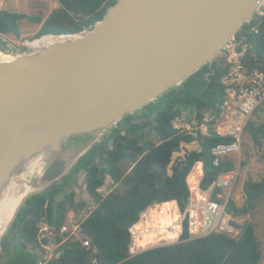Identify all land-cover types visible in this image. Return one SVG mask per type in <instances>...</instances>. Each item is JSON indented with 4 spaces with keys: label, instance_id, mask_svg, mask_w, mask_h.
I'll return each instance as SVG.
<instances>
[{
    "label": "water",
    "instance_id": "95a60500",
    "mask_svg": "<svg viewBox=\"0 0 264 264\" xmlns=\"http://www.w3.org/2000/svg\"><path fill=\"white\" fill-rule=\"evenodd\" d=\"M263 3L118 0L91 29L43 36L56 40L20 54L0 53V203L15 179L26 178L40 189L21 207L65 177L126 116L203 66L213 68L224 43ZM158 114L133 123H153ZM202 151L200 140L183 141L169 175L179 158Z\"/></svg>",
    "mask_w": 264,
    "mask_h": 264
},
{
    "label": "trees",
    "instance_id": "16d2710c",
    "mask_svg": "<svg viewBox=\"0 0 264 264\" xmlns=\"http://www.w3.org/2000/svg\"><path fill=\"white\" fill-rule=\"evenodd\" d=\"M117 2L59 0L60 8L49 16L34 39L47 35H75L91 29ZM23 20L31 23L42 21L41 17L0 11V35L19 37ZM252 45L253 52L264 59V18ZM228 72L229 66L221 59H216L213 68L203 66L182 85L165 93L140 113L126 116L81 157L65 177L27 198L1 240L0 264H261L263 249L252 223L244 227L232 223L242 229L237 238L213 233L187 240L185 235L178 244L152 249L132 258L129 256V228L146 208L154 203L177 200L185 209L189 200L186 178L197 162L204 165L203 189H208L219 176L235 168L234 162L228 159L218 167L214 166L212 154L215 146L235 141L233 137L218 136L215 127L221 117L220 105L225 96L222 79ZM157 110L159 114L153 123H133ZM186 110L194 115L197 127L204 124L209 115L207 135H201L197 130V136H194L175 128V121L182 119ZM254 115H264V102ZM245 134L262 150L264 162V123L249 120ZM196 140L202 144V153H189L186 159L179 158L172 168L171 177L168 168L174 152L180 150L183 141ZM123 163L132 165L129 174L123 172ZM81 174L85 176L87 193L96 206L81 224L84 239L90 243L89 248L81 241H65L61 235L68 211L79 216L87 208L88 202L77 201L73 190L78 184L77 176ZM107 176L115 188L103 195L99 190L105 185ZM121 186L125 188L123 192ZM69 189L72 190L68 192ZM243 191L246 196L243 207H237L232 200L227 204L226 210L234 218L254 213L259 202L264 200V175L258 182L246 181ZM59 196L63 198L58 200ZM42 223L54 229L53 241L51 237L41 235ZM50 244L59 247L55 256L48 259L46 246Z\"/></svg>",
    "mask_w": 264,
    "mask_h": 264
},
{
    "label": "built area",
    "instance_id": "2783aa9c",
    "mask_svg": "<svg viewBox=\"0 0 264 264\" xmlns=\"http://www.w3.org/2000/svg\"><path fill=\"white\" fill-rule=\"evenodd\" d=\"M263 18L264 3L250 23L243 25L228 38L217 57L227 63L229 72L222 79L225 96L220 105L221 117L218 119L216 133L220 137H233L235 141L221 143L212 149L216 167L223 160H231L241 154L245 127L255 110L264 102V59L253 52L252 45V39L260 32ZM179 120L175 121V128ZM203 179V162H197L186 178L189 200L185 209L181 208L177 200H169L154 203L140 214L129 228L131 258L152 249L178 244L185 235L187 240L204 238L213 233L230 236L233 216L226 210L229 202L226 191L232 190L238 180L236 166L219 176L208 189H203ZM87 202L81 220L72 226L64 224L61 235L65 241H81L89 248L90 243L84 239L81 224L96 206L93 199ZM40 233L50 237L54 229L44 223Z\"/></svg>",
    "mask_w": 264,
    "mask_h": 264
},
{
    "label": "rangeland",
    "instance_id": "374dc122",
    "mask_svg": "<svg viewBox=\"0 0 264 264\" xmlns=\"http://www.w3.org/2000/svg\"><path fill=\"white\" fill-rule=\"evenodd\" d=\"M59 8V0H0V11L25 14L30 17H41L42 19L41 23H31L28 20L21 21V34L19 37H15L13 35H0V53L7 55V53L10 52L16 55L22 53L23 48L26 46L29 48H38L35 47V43L41 41L42 39L35 41L36 39L34 38L41 31L49 16ZM210 120L211 118L209 115H207L204 120V124H202L200 127H197V121H195L194 115L191 114L189 110H186L182 119L176 122V126L181 132L190 133L194 136H197V130L200 131L201 135H207V122ZM250 120H253L256 123H264V115L259 116L253 114ZM218 123L219 122L217 121L215 126L216 128ZM111 131L112 130H110L109 133H111ZM84 142L86 141L84 140ZM261 154L262 150L259 147H256L244 133L241 154L231 159L236 166V170L238 171V180L232 190L226 191V194L229 198L228 200H232L237 207L241 208L246 204V196L243 191L245 182L248 180L258 182L264 175V162L261 159ZM121 167L125 174H129L131 172L132 165L130 163H123ZM77 181L78 184L73 187V190L76 193L77 201H89L91 197L86 190L84 174L77 176ZM114 188L115 186L112 179L107 176L105 185L100 189V192L103 195H107ZM71 190L69 189L67 191L70 192ZM124 190L125 188L121 186V191L123 192ZM62 198L63 196H59L58 200H61ZM81 214L76 216L73 211H68L66 224L72 226L73 223L81 220ZM232 218V223H236L240 227H244V225L247 223L254 224L256 237L263 249V259L261 264H264V200L259 202L254 213L242 217ZM43 224L44 223L40 225V228L43 226ZM232 227L233 231L230 232L229 235L233 238L239 237L242 229L233 225ZM50 237L53 241L54 234L50 235ZM58 247L59 245L56 244H50L46 246L48 259H51L55 256ZM0 254H2L1 247Z\"/></svg>",
    "mask_w": 264,
    "mask_h": 264
},
{
    "label": "bare ground",
    "instance_id": "6f19581e",
    "mask_svg": "<svg viewBox=\"0 0 264 264\" xmlns=\"http://www.w3.org/2000/svg\"><path fill=\"white\" fill-rule=\"evenodd\" d=\"M54 40H56V38L45 37L41 41L35 43V47L48 45ZM2 55L3 54H0L1 57H4ZM38 189L40 188L35 187L26 178H17L14 180L8 193L0 203V237L6 232L25 197Z\"/></svg>",
    "mask_w": 264,
    "mask_h": 264
}]
</instances>
